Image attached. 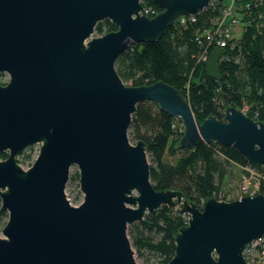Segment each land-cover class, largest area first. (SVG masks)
I'll use <instances>...</instances> for the list:
<instances>
[{"label":"water","instance_id":"obj_1","mask_svg":"<svg viewBox=\"0 0 264 264\" xmlns=\"http://www.w3.org/2000/svg\"><path fill=\"white\" fill-rule=\"evenodd\" d=\"M0 0V264H138L128 225L161 206L187 217L173 236L166 264H247L243 251L264 236V196L229 202L210 197L201 208L178 190L157 191L145 144L129 141L136 106L145 101L181 120L180 148L197 142L231 146L252 166L264 165V123L228 106L223 121L201 123L181 91L163 81L125 85L115 70L130 43L159 40L182 15L213 0ZM116 30L92 37L97 23ZM224 49L213 48L205 74L220 80ZM40 144L31 166L16 157ZM72 166L82 201L65 195Z\"/></svg>","mask_w":264,"mask_h":264},{"label":"trees","instance_id":"obj_2","mask_svg":"<svg viewBox=\"0 0 264 264\" xmlns=\"http://www.w3.org/2000/svg\"><path fill=\"white\" fill-rule=\"evenodd\" d=\"M225 2L212 1L196 16L195 23L166 28L157 41L130 43L115 62L122 82L142 86L163 81L179 89L199 123L208 116L223 121V110L228 106L238 109L244 98L251 108L245 116L264 123V0H238L239 7L246 9L248 5L246 15L241 18L248 24L237 38L238 44H230L220 56V80L209 78L205 74V62L198 60L204 50L210 54L213 47L206 43L197 45L195 37L220 16ZM141 5L149 12L161 11L152 0H142ZM94 30L102 35L116 27L102 21ZM0 84L5 82L0 81ZM177 122L178 119L160 111L155 103L141 102L132 115L128 138L144 142L150 160L149 178L155 190H178L188 202L201 208L208 198L216 199L221 194L224 182L235 178L238 166L248 162L233 147L215 142L200 141L193 148H180L182 131L172 127ZM19 155L23 163L32 159L30 154L21 152ZM6 158V153L0 154V159ZM257 168L263 177L260 193H264V165ZM71 181L78 182L77 173L72 175ZM6 220L7 213L0 210V223L4 225ZM186 224L185 215L161 206L146 214L142 223L130 226L131 245L139 255L146 251L156 259V264H166L174 254L173 236Z\"/></svg>","mask_w":264,"mask_h":264},{"label":"built area","instance_id":"obj_3","mask_svg":"<svg viewBox=\"0 0 264 264\" xmlns=\"http://www.w3.org/2000/svg\"><path fill=\"white\" fill-rule=\"evenodd\" d=\"M247 8L248 5L246 6V9ZM243 9L244 8L239 7L238 0H227L222 7L220 16L214 18L211 26L195 37V43L200 46L203 45V43H206L207 46L224 50L230 44L235 43L236 39L240 37L237 36L238 32H236V30L239 29L242 34V32L246 30V24H248V22H243L241 20L242 16L246 15V9ZM156 13L157 11L149 12V10L145 8L140 12V14L147 17H149V14L152 17ZM196 16L182 15L175 20L172 26L185 27L187 24L195 23ZM208 56L209 53L204 50L198 60L200 62H206ZM241 111L245 114V109H242ZM172 127L183 133V126L180 120L179 123L177 122L173 124ZM238 168L241 170V173L237 187V199H239V196L250 195L253 197L257 194H262L264 196V193H260V181L263 177L257 166H252L248 163L244 166H238ZM216 199L218 201L226 202L236 200L223 193L219 194ZM243 257L247 264H264V236L248 243L243 251Z\"/></svg>","mask_w":264,"mask_h":264},{"label":"rangeland","instance_id":"obj_4","mask_svg":"<svg viewBox=\"0 0 264 264\" xmlns=\"http://www.w3.org/2000/svg\"><path fill=\"white\" fill-rule=\"evenodd\" d=\"M236 32H238L237 36H241V32L239 31V29H237ZM98 36H100V35L95 33V30H94V34L92 35V37H98ZM236 44H238L237 41H236V43L234 45H236ZM263 53H264V51H263ZM7 80H8V76L6 74H1L0 75V81L6 83ZM238 109H241V110L245 109V112H246V111H249L251 108H250V105L244 100V98H242L241 105L238 106ZM129 141L132 144L135 143L134 140H132L131 138H129ZM39 147H40V144H36V145L28 147L27 149L22 151L23 155H27V154L31 155L32 159L29 160V161L25 160V162L23 163V162H21V159H22L21 155H18L16 157V162L17 163H18V161L20 162L18 164L20 165V167L22 169L26 170L27 168H29L31 166L32 162L34 161L35 157L38 154ZM166 159L168 161H170V162L173 161V159H171L170 157H166ZM0 160H2V159H0ZM147 160L150 163L148 155H147ZM75 173L78 174V169H77L76 166H72L70 168V171H69V179L67 181V184L65 186V191H64L65 195H66V198L68 199L69 203L71 205H73V206L79 205L81 203V201H82V194L79 192L78 182L71 181V177ZM240 173H241V170L239 168H236L235 169V178L234 179H228V180H226L224 182V184H223V186L221 188V193H223L225 195H228L232 199H237V196H238L237 187H238V184H239ZM134 224H136V223H134ZM132 225L133 224L128 225V227H127V236L129 238L130 244H131V239H130V236L128 234V230H129L130 226H132ZM3 226L4 225L0 223V237H2L1 230H2ZM154 238L157 239L158 236H154ZM131 247H132V250L134 252L135 261L138 264H156L157 263L156 259L153 258L151 255H149L148 252L142 251V255H139L138 252L135 250V248L132 245H131Z\"/></svg>","mask_w":264,"mask_h":264}]
</instances>
